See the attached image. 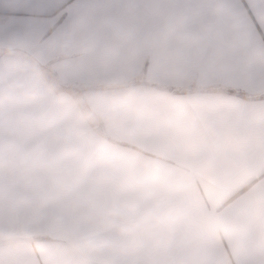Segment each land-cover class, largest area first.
<instances>
[{"label":"crops","instance_id":"0c3cea01","mask_svg":"<svg viewBox=\"0 0 264 264\" xmlns=\"http://www.w3.org/2000/svg\"><path fill=\"white\" fill-rule=\"evenodd\" d=\"M0 264H264V0H0Z\"/></svg>","mask_w":264,"mask_h":264}]
</instances>
